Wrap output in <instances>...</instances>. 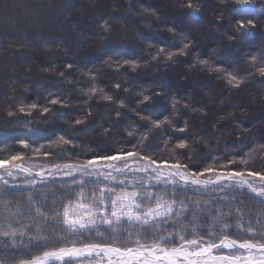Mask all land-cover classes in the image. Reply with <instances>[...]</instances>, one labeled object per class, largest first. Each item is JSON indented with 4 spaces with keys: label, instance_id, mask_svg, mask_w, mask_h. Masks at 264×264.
<instances>
[{
    "label": "snow or ice",
    "instance_id": "obj_1",
    "mask_svg": "<svg viewBox=\"0 0 264 264\" xmlns=\"http://www.w3.org/2000/svg\"><path fill=\"white\" fill-rule=\"evenodd\" d=\"M206 7L201 0H180L179 8L186 11L165 14L154 31L151 23L144 24L158 40L166 32L169 42H148L146 57L98 51L91 67L78 63V56L68 57L62 42H49L39 23L17 29L15 36L0 35V55L4 42L21 60L25 50L41 48L48 65L41 71L58 77L55 91L44 89V103L39 97L28 103L26 96L14 94L5 99L7 119L0 115V128L8 133L0 147L8 153L0 159V264H264V167H256L257 160L264 162V136L235 121L234 110L217 117L211 136L219 140L220 122L228 120L234 123L229 135L238 143L250 141L248 150L229 152L226 144L220 153L204 140L197 158L202 133L190 136V117L203 122L207 107L194 106L191 95L181 96L163 83L127 84L135 79L129 73L167 69L189 56L196 45L191 28ZM66 8L62 3L55 10L63 15ZM140 8L161 22L154 7ZM261 8L264 0H217L211 26L229 44L243 43L262 27L252 18ZM119 10V5L111 7L113 14ZM123 10L132 11L131 0ZM112 19L94 22L97 40L119 39L111 35ZM9 22L15 27L14 19ZM257 47L261 50L244 53L243 71L240 62L218 56L216 48L207 58L196 53L188 67L214 75L230 92L252 82L264 85V42ZM54 48L66 57L67 71L55 66ZM73 70L80 73L75 84ZM106 71L114 74L111 90L101 83ZM159 102L170 109L167 115L156 109ZM94 105L105 109L98 122L92 119L99 111ZM73 107L77 110L71 115L62 111ZM33 124L49 133L46 143L13 131L30 130ZM87 134L100 143L82 146L76 137ZM165 151L171 156L160 155ZM121 240L134 246L121 247Z\"/></svg>",
    "mask_w": 264,
    "mask_h": 264
},
{
    "label": "trees",
    "instance_id": "obj_2",
    "mask_svg": "<svg viewBox=\"0 0 264 264\" xmlns=\"http://www.w3.org/2000/svg\"><path fill=\"white\" fill-rule=\"evenodd\" d=\"M138 4H149L158 10L161 15V22L158 23L154 17L145 16L137 6V11L132 6V11L125 12L123 9L128 6V0H0V35L8 34L15 36L17 29L26 28L30 23H39L42 25V32L49 42L63 43L67 48V56H78V63L81 65L87 64L92 66L96 54L100 52H111L117 50L120 54L126 56H147L148 42H169L171 37L166 33H162L159 40L152 32L144 27L145 22H149L155 28L162 26L165 14H174L177 11H186L179 8L180 0H134ZM142 1V2H141ZM206 3L205 10L196 18L199 23L191 28V32L196 40L195 48L187 57H181L180 63L171 65L167 69L163 66L159 71L148 70L140 72L138 75L129 73V76H135L134 80H127L129 87H139L141 84H149L156 82L163 83L170 87V90L177 91L181 96L191 95L193 97L194 106L204 105L207 107L208 115L201 121L199 116L190 117L193 132L191 135L202 133L201 143L197 145L196 157L202 155L203 141L207 140L213 147H218L220 153H224L225 145H228V151H238L240 154L247 151L250 147V141L238 143L234 135H229L234 131V123H229L228 120L221 121L220 127L224 129L220 133L219 140L211 136L212 124L216 123L217 117L226 115L228 112H236L234 120L243 121L246 126L253 128L256 136H264V85L259 83H248L239 92H230L225 83L217 80L214 75L200 73L198 70H189V65L192 64L193 56L196 53H201L203 58H207L212 48L217 49V55L220 57L227 56L234 61L240 62L241 71H243L244 53L250 49L260 51L257 46L261 45L264 40V8L256 11L252 18L257 19V22L262 25L251 36L244 37L243 43L229 44L222 34L217 33L212 24L215 23L213 13L217 10V0H201ZM66 4L63 15L55 9L60 4ZM133 2H131L132 4ZM119 5L122 7L116 13H111V7ZM135 10V11H134ZM227 13V9H226ZM249 15V14H245ZM68 18L65 19L64 17ZM112 16L110 23L113 26L111 35L119 36V39L112 41L97 40L98 32L94 26V22L99 17L108 18ZM9 18L15 20V27L9 22ZM238 18L233 15L232 19ZM51 19H55L56 23H51ZM228 20H225L227 26ZM63 28V31L60 29ZM124 33V35H119ZM31 35H35L30 31ZM84 38V43L81 46V38ZM143 38L144 43H141ZM22 39V36L19 37ZM179 47V44H176ZM143 49V51H140ZM25 59H19L20 54L14 50L7 48L4 42L3 55H0V115L7 119L4 109L5 99L12 95L26 96L27 102L40 98V102L44 103V89L55 91V81L58 77L54 74H45L41 71L43 66H48L45 61V54L41 48L35 47L24 51ZM55 66L62 70L64 69V61L66 57L54 48L53 54ZM220 61H218L219 63ZM73 77L76 79L73 83H77L80 73L73 70ZM114 74L106 71L101 73V83L111 90L113 80L110 79ZM124 81L125 77H119ZM259 79V78H257ZM42 85V87H38ZM28 86L31 88L29 93H24L23 88ZM15 87V93L12 89ZM68 87V85H64ZM124 96L123 91L120 92ZM76 92H73V104H77ZM223 101V103L221 102ZM132 106H135V99L131 101ZM241 107L247 108V112H241ZM94 108H99L98 112H94L93 121L98 122L100 117L104 115L105 109L102 106L94 105ZM158 111L168 114L170 109L163 102L156 105ZM167 109V110H166ZM77 107L72 109L62 110L71 115ZM183 121L181 120V123ZM95 125H93L94 127ZM58 127L64 128L66 125L59 124ZM15 133L26 137L32 141L35 139L38 143H46L49 133L44 131L41 126L33 124L31 129L17 128L13 130ZM8 133L0 128V144H3ZM78 141H82L83 145H96L100 143V138L94 134L77 136ZM2 146V145H1ZM0 146V147H1ZM19 148V146H16ZM21 152L25 151L19 149ZM59 151L60 149H53ZM79 151V149H77ZM7 152H0V159L6 158ZM163 156H171L167 151L160 153ZM31 153H29V157ZM32 161L30 160V163ZM257 169L264 167V162L256 161ZM252 208H257L255 204L250 205ZM255 217L252 221L255 222ZM167 235V233H163ZM242 235V234H241ZM135 236L131 238L134 240ZM131 240H121V247L134 246Z\"/></svg>",
    "mask_w": 264,
    "mask_h": 264
},
{
    "label": "rangeland",
    "instance_id": "obj_3",
    "mask_svg": "<svg viewBox=\"0 0 264 264\" xmlns=\"http://www.w3.org/2000/svg\"><path fill=\"white\" fill-rule=\"evenodd\" d=\"M84 1V0H83ZM129 1V0H128ZM131 2H133L131 5H133V8H135V10L137 11V6L138 5H141V4H138V3H136L137 1H134V0H131ZM142 2V1H141ZM139 9H140V6L138 7ZM120 9H122V7H120ZM134 10V11H135ZM44 100V99H43ZM41 103V102H40ZM26 137H29V136H26ZM30 138V137H29ZM32 142H35V143H38L35 139H32ZM43 143V142H42ZM3 146V144H0V146ZM1 146V147H2ZM18 146V145H17ZM29 163H30V160L28 161ZM223 251V250H222ZM55 264H60V262L58 261V262H55Z\"/></svg>",
    "mask_w": 264,
    "mask_h": 264
},
{
    "label": "bare ground",
    "instance_id": "obj_4",
    "mask_svg": "<svg viewBox=\"0 0 264 264\" xmlns=\"http://www.w3.org/2000/svg\"><path fill=\"white\" fill-rule=\"evenodd\" d=\"M58 262V261H57Z\"/></svg>",
    "mask_w": 264,
    "mask_h": 264
}]
</instances>
